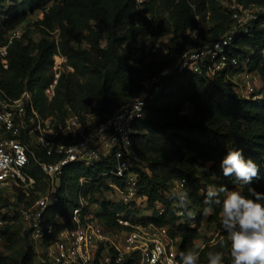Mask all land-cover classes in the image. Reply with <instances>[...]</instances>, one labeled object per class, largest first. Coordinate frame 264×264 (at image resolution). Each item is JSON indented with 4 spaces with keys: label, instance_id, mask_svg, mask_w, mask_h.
<instances>
[{
    "label": "trees",
    "instance_id": "16d2710c",
    "mask_svg": "<svg viewBox=\"0 0 264 264\" xmlns=\"http://www.w3.org/2000/svg\"><path fill=\"white\" fill-rule=\"evenodd\" d=\"M220 1L223 0H150L145 5L148 16H143L135 0H0V44L36 13H40L36 24L42 34L37 42L28 31L14 41L9 69L0 64V87L13 99L24 90L32 92L35 106L44 117H62L66 108L72 107L78 113L92 110L105 118L134 101L146 77L156 74L186 50L212 46L231 29V12L220 8ZM231 1L264 7V0ZM55 31L57 36H53ZM169 35V52L163 60L131 47L139 39H148L154 46ZM226 55V60L235 58L259 76L261 98H246L234 91L231 78L241 68H224L216 73L204 69L201 74L176 75L165 83L157 100L146 108V117L137 124L135 139L138 164L142 167L137 168L140 193L148 198L150 207L159 202L164 213L144 217L133 205L104 201L102 211L96 215L110 230L121 229L115 214L125 213L132 223L152 222L167 228L172 238H181L182 252H194L206 208L213 212L208 220L221 226L219 206L204 203L208 189L225 187L233 191L239 187L246 196L248 187L264 192V13L248 33L236 35ZM55 56L66 58L65 65L72 71L61 72L55 95L49 101L45 89L54 79ZM120 87L133 88L136 97L119 104ZM93 102L95 107L90 106ZM186 104L194 108L195 117L181 115ZM230 148L242 149L245 157L257 164L259 174L250 186L223 175L220 162ZM105 162L113 164L111 159ZM102 167L103 164L89 168L81 164L70 166L60 183L61 204L45 212L43 224L56 230L69 226L72 210L78 204V191L83 189L85 197L93 200L94 193L109 180L98 179ZM29 173L37 181L34 191L43 190L47 182L42 171L33 166ZM82 178L93 181L81 186ZM181 180L185 181L183 189L190 199L187 209L179 208L172 195L175 183ZM17 193L18 200L24 202L25 192ZM224 195L221 193V198ZM3 202L0 199V205L6 204ZM192 210L196 211L193 219L188 215ZM16 225L4 232L3 248L9 246L18 231L24 240L18 264H39L30 231L22 225L14 230ZM209 253H219L222 264L232 262L226 242L224 247L207 246L200 254L199 264H208ZM8 260L0 250V264Z\"/></svg>",
    "mask_w": 264,
    "mask_h": 264
},
{
    "label": "built area",
    "instance_id": "2783aa9c",
    "mask_svg": "<svg viewBox=\"0 0 264 264\" xmlns=\"http://www.w3.org/2000/svg\"><path fill=\"white\" fill-rule=\"evenodd\" d=\"M149 1L135 0L137 10L143 16H148L145 5ZM221 4L231 12L233 21L224 36L212 46L184 51L156 74L146 77L140 95L105 118L101 119L92 110L78 113L72 107H67L62 117H44L35 106L32 92L24 90L13 99L0 87V199L6 202L0 205L1 251L6 242L4 232L7 227L21 223L24 230L30 231L39 264H181L182 240L172 238L167 228L152 222L132 223L125 218V213H116L115 221L121 229L110 230L96 213L102 211L104 201L133 205L140 211L150 208L149 215L141 211L144 217L164 213L159 202L150 207L148 198L140 193L137 168L142 167L138 164L135 139L137 124L146 117V108L157 100L170 79L179 74H201L204 69L216 73L224 68H241L234 77L244 75V79L239 83L240 89L233 81L234 91L246 98H261L259 76L249 72L235 58L226 60V54L236 35L248 33L264 13V7L243 6L231 0H223ZM19 27L0 44V64L5 70L10 66L9 55L14 41L24 34L19 32ZM168 52L167 48L166 55ZM56 57L66 63V58ZM66 67V71H72L71 67ZM60 74L54 72L52 83L45 89L49 101L55 95ZM109 159L113 164L105 162ZM75 164L86 168L103 164L98 179L109 180L101 191L94 193L93 200L91 196L85 197L80 189L70 225L56 230L52 225L43 224L44 214L48 209L60 206L61 179ZM33 166L42 171L47 182L43 190L34 191L37 181L29 173ZM86 181L92 182L93 178L80 179V185ZM184 182L177 181L172 193L185 191ZM18 191L25 192L24 202L18 200ZM60 223L64 224L63 221ZM221 240L230 250L227 234L219 228L211 240L202 241L194 251L199 257L198 264L201 252L207 246L220 244Z\"/></svg>",
    "mask_w": 264,
    "mask_h": 264
},
{
    "label": "clouds",
    "instance_id": "9594fccd",
    "mask_svg": "<svg viewBox=\"0 0 264 264\" xmlns=\"http://www.w3.org/2000/svg\"><path fill=\"white\" fill-rule=\"evenodd\" d=\"M225 177H234L241 185L252 184L258 177L257 164L246 158L243 150L230 148L220 162ZM225 193L223 198L220 194ZM249 195L239 190L228 191L225 187L210 188L205 194L206 205L220 208L219 222L221 230L227 234L230 244L231 264H264V192L248 187ZM177 206L187 209L190 199L187 191L174 192ZM206 208L205 212L210 211ZM191 216L192 213L188 212ZM225 246V241H220ZM198 255L192 251L180 253L181 264H198ZM219 253H209L208 264H222Z\"/></svg>",
    "mask_w": 264,
    "mask_h": 264
},
{
    "label": "rangeland",
    "instance_id": "374dc122",
    "mask_svg": "<svg viewBox=\"0 0 264 264\" xmlns=\"http://www.w3.org/2000/svg\"><path fill=\"white\" fill-rule=\"evenodd\" d=\"M220 8L222 7L221 1L219 2ZM40 18V13H36L35 15L33 14L32 17L28 18L26 22L20 25L19 27V32H27L29 33V36L32 40L35 42L39 41L41 39V31L39 26L36 24V21ZM53 36L56 35V31L53 32ZM171 35L161 38L156 45L153 46L152 42H150L148 39H139L138 41L132 43L131 47L134 48L135 51H140L144 50L146 53L148 52L150 54V57L156 58L158 60H163L166 57V50L167 48L169 49V44H170V39ZM55 63L54 67H57L55 70L53 67L54 72H63L66 71L67 67L65 65V62L62 63L61 58H54ZM244 75H238V77H232V82L234 81L235 83L238 84L236 86L237 89H240L241 86L240 84L243 82ZM240 83V84H239ZM137 91L134 90L133 88H127V87H120L118 89V98H119V104H123L127 101L132 100L134 97H136ZM95 103H91V107H95ZM181 115L187 118H193L196 116L194 108L190 104L184 105V107L181 110ZM237 190L241 191V188L237 187ZM143 214L149 215L151 213V209H142L141 210ZM192 215L191 219L195 218L196 216V211L192 210ZM213 214L212 211H208L206 214L205 219L203 220V223L200 225L201 229V238L200 240L197 241L196 243V249L198 246L201 245V242H205V240H211L213 237V234L221 228V226L218 225V222L216 221H209L208 217ZM21 224L18 223L14 230H18L19 226ZM24 245V240L22 236L16 231L14 234V238L12 242L7 246L6 248L2 249V252L9 257V260L7 261L6 264H18V259L20 256V253L23 249Z\"/></svg>",
    "mask_w": 264,
    "mask_h": 264
}]
</instances>
